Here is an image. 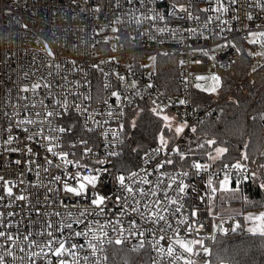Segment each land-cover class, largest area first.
<instances>
[{
  "label": "built area",
  "instance_id": "obj_1",
  "mask_svg": "<svg viewBox=\"0 0 264 264\" xmlns=\"http://www.w3.org/2000/svg\"><path fill=\"white\" fill-rule=\"evenodd\" d=\"M236 39L263 44L264 53V0H0V264H107L117 239L125 249L147 248L151 264H213L216 237L236 226L233 216L210 212L222 181L264 180V151L252 163L184 164L213 141L197 127L216 103L197 109L193 93L238 56ZM147 54L154 64L176 57V93L159 88L155 70L144 73ZM144 100L184 130L169 131L166 147L157 141L115 174L127 111ZM196 163L207 167L197 171ZM91 176L99 178L94 187L81 179ZM80 183L81 195L65 191ZM61 241L66 252L57 257Z\"/></svg>",
  "mask_w": 264,
  "mask_h": 264
},
{
  "label": "trees",
  "instance_id": "obj_2",
  "mask_svg": "<svg viewBox=\"0 0 264 264\" xmlns=\"http://www.w3.org/2000/svg\"><path fill=\"white\" fill-rule=\"evenodd\" d=\"M235 43L238 56L227 68L217 71L218 92L212 94L199 89L193 93L197 109L216 103L197 127L198 133L210 135L213 141L197 147L185 158L184 164L195 161L224 164L240 158L252 163L264 151V56L261 62L255 61L253 54L258 51L257 43L245 39H236ZM173 59L176 57L157 56L155 59L156 83L168 95L178 89V65ZM159 111L148 100L141 101L137 109L127 111L123 123V151L112 160L113 173L130 171L140 154L160 142L161 135L167 136L173 130ZM217 149L226 151L218 154ZM232 187L237 193L226 202L237 205L238 211L226 216H233L236 226L233 232L216 237L211 261L213 264H264V235L247 230L244 220L245 213L264 208V180L232 184ZM217 201L218 193L214 196V202ZM107 264L151 262L147 248L129 250L112 244Z\"/></svg>",
  "mask_w": 264,
  "mask_h": 264
},
{
  "label": "snow or ice",
  "instance_id": "obj_3",
  "mask_svg": "<svg viewBox=\"0 0 264 264\" xmlns=\"http://www.w3.org/2000/svg\"><path fill=\"white\" fill-rule=\"evenodd\" d=\"M113 31H116V29H113ZM49 54L51 55V52H50ZM213 79H214V80H218V77H213ZM39 87H40L39 84H35V85H33V90H36V89H38ZM22 91L27 92L28 89H27V88H24V89H22ZM113 96H116L117 99H119V96L117 95V93H113ZM180 103L183 104V103H185V101H181ZM65 107H66V105H65ZM161 111H162V110H161ZM47 115H48V116H51L52 113L49 112V113H47ZM110 115H111V113H110ZM162 119L165 120V121H169V120H170V118H169L167 115L163 116ZM25 122H26V123H30V121H25ZM183 130H184L183 127H177V128L175 129V131H176L177 134L181 133ZM59 131L64 132L65 129L61 128V129H59ZM192 131H195V129H192ZM28 139H31V137H28ZM160 142H161L162 147H166V145H167V141L165 140V138H164L163 135H161V137H160ZM7 143H9V144L12 143L11 138L7 141ZM13 151H16V149H13ZM31 151H32V150L29 148V149H28V152L31 153ZM47 151H48L49 153H52L53 155H56V153L53 152V148H52V147H48ZM175 151H179V150L176 149ZM224 151H226V149H217L218 154H219V153H223ZM112 155H115V153H112ZM59 159H61L62 161L66 162V163H71L70 161H67V159H66V155H65V154H60ZM17 163H19V161H17ZM48 163L51 164L52 161L49 160ZM166 163L171 164L172 161H171V160H168V161H166ZM163 166H164L163 164H160V165H159V167H163ZM193 167H194L197 171H199L202 167L206 168L207 165L202 166V165H200L199 163H196V164L193 165ZM235 167L240 168V165L237 164ZM132 175H136V173H133ZM184 175H187V173H184ZM0 179H2V178H0ZM56 179H59V177H56ZM81 179H83L84 181H87L88 184H90V185H92V186L94 187L95 184H96V181H97L99 178H98L97 176H91V177H82ZM118 180H119V183H120V185H121L122 187H126V188H127V191H128L129 193H133V189H132L131 187H127V186L125 185V183H124L125 178H124L123 176L118 177ZM144 183H148L147 179L144 180ZM227 184H228V178L225 177V180H224V182L222 183L221 187H222V188H226V185H227ZM169 187H171V185H169ZM186 187H187L186 185H184L183 183H181V184L179 185V189H178L179 192H180V193H184ZM209 187H211V182H209ZM84 189H85V184H84V183H80V185H79V190H77V189L74 188V187H69L68 185H65V191H67V192H69V193H73V194H75V195H77V196L81 195V193H82V191H83ZM212 191L215 192L216 189L213 188ZM12 194H13V193H12V189H11L10 187L7 188V195L12 196ZM140 194H141V195H146V193H144L142 189L140 190ZM152 194L155 195V192H153ZM17 199L23 200L24 197H23V196H17ZM103 202H104V197H97V199L93 201V203H95L97 206H99L100 204H103ZM171 203L175 204L176 201L173 200V201H171ZM179 210H180V209L178 208L177 211H179ZM132 211H133V212H136V211H138V208L133 207V208H132ZM196 214H197V213H196L195 211L192 213L193 216H195ZM156 215H157L156 212H152V213H151V216H152V217H155ZM158 219H159V220H164L165 217H164L163 215H160V216H158ZM258 219L264 221V216H261V217H259ZM69 227H71V225H69ZM132 227H136V225H135L134 222H133V224H132ZM237 227H239V225H237ZM249 231H255V230H254V229H249ZM86 234H87V233H85V235H86ZM140 234L143 235V233H140ZM260 234H261V235H264V227H262V228L260 229ZM2 235H4V234H3V233H0V236H2ZM48 235L51 236L52 233L49 232ZM75 235H76V236H80L81 233L77 232V233H75ZM105 235H106V234H105ZM95 238H96V237H95V234H93V239H95ZM161 239H163V237H161ZM115 243L120 244V243H122V241L119 240V239H117V240L115 241ZM177 243H179L180 247L183 248L186 252L191 253V252L193 251V249H192L191 247H189V244H188V243L183 242V241H177ZM193 243H201V242H200V241H195V242H193ZM89 246L92 247L93 250H95V245H89ZM48 247H51V244H49ZM75 248H76V245H72V249H75ZM205 251H207V249H205ZM65 252H66L65 244H64L63 241H61V242L59 243V246H58V247L55 249V251L53 252V254H54L55 256L59 257V256H62ZM172 252H173V249H172L171 247H169V249H168V253H169V255H171ZM59 264H65V262H64L63 260H60Z\"/></svg>",
  "mask_w": 264,
  "mask_h": 264
},
{
  "label": "rangeland",
  "instance_id": "obj_4",
  "mask_svg": "<svg viewBox=\"0 0 264 264\" xmlns=\"http://www.w3.org/2000/svg\"><path fill=\"white\" fill-rule=\"evenodd\" d=\"M255 36L251 37L250 40H254ZM254 59L256 62H261L262 61V57L264 56L263 53V44L259 45V49L258 51L254 52ZM143 70L145 74H148L151 71L155 70V64H154V55L152 54H147L144 58L143 61ZM202 89L206 92L215 94L218 92L219 90V78L218 80H214L213 78L206 84V86H203ZM159 114L161 117L167 115L170 120L169 121H165L166 124L168 125V127L172 128V129H176L179 126H176L173 123V117L165 112V111H159ZM243 160L242 158L237 159L235 161H240ZM233 161V162H235ZM230 163V162H228ZM225 180V179H224ZM224 180L222 181V183L224 182ZM222 185V184H221ZM237 190L236 188H233L231 185V181L228 179V184L226 185V188H222L220 186L219 190H218V201L215 202H210V212L212 214V216H214L216 219L218 218V216H226V215H230L234 212L238 211V206L235 204H231L228 203L226 201L234 198V195H236ZM257 212H262V215L264 216V208L256 210ZM256 215L253 212H248L244 214V220H245V228L247 230L249 229H254L255 231H250V232H260V229L262 227H264V221L261 223L258 222L259 220L253 219ZM258 227H254L257 226ZM189 244V247L192 248L191 244Z\"/></svg>",
  "mask_w": 264,
  "mask_h": 264
},
{
  "label": "crops",
  "instance_id": "obj_5",
  "mask_svg": "<svg viewBox=\"0 0 264 264\" xmlns=\"http://www.w3.org/2000/svg\"><path fill=\"white\" fill-rule=\"evenodd\" d=\"M250 212H253V211H250ZM254 214L256 215L253 219H256V220H259V222H258V225H259V223H261L262 224V220H260V219H258L259 217H261V216H263L262 215V212H257L256 210L254 211ZM258 225L257 226H254V227H258Z\"/></svg>",
  "mask_w": 264,
  "mask_h": 264
}]
</instances>
